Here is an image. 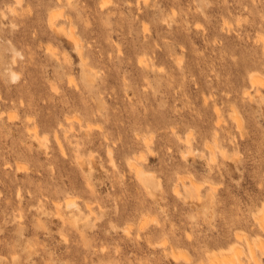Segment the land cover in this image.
Masks as SVG:
<instances>
[{
	"label": "rangeland",
	"instance_id": "rangeland-1",
	"mask_svg": "<svg viewBox=\"0 0 264 264\" xmlns=\"http://www.w3.org/2000/svg\"><path fill=\"white\" fill-rule=\"evenodd\" d=\"M144 1L0 0V264L248 261L236 236L264 243V0Z\"/></svg>",
	"mask_w": 264,
	"mask_h": 264
},
{
	"label": "bare ground",
	"instance_id": "bare-ground-1",
	"mask_svg": "<svg viewBox=\"0 0 264 264\" xmlns=\"http://www.w3.org/2000/svg\"><path fill=\"white\" fill-rule=\"evenodd\" d=\"M15 1V0H14ZM60 1H62V0H60ZM69 1V0H68ZM101 1V0H100ZM147 1V0H146ZM146 1H144V2H146ZM18 2V1H17ZM21 2V1H20ZM19 3V2H18ZM61 3V2H60ZM102 3H103V1H102ZM102 3H101V5H100V2H99V5L101 6V9H102ZM105 3V2H104ZM50 4V3H49ZM49 4H48V6H49ZM67 4V3H66ZM107 4V3H106ZM106 4H104V5H106ZM56 5V4H55ZM57 5H58V2H57ZM56 5V6H57ZM61 5H62V3H61ZM103 5V6H104ZM55 6V7H56ZM66 6V5H65ZM69 6V5H68ZM52 7V6H51ZM53 7H54V5H53ZM62 7V6H61ZM60 7V8H61ZM67 7V6H66ZM63 8V7H62ZM100 8V7H99ZM10 10L11 9H13V7L12 8H9ZM12 11V10H11ZM11 11H9V13L11 12ZM14 12H16V11H14ZM12 13V12H11ZM12 14H14V13H12ZM30 14V13H29ZM55 15H56V13L54 14V12H50L49 13V18H48V20H50L51 22H52V24L51 23H49V24H51V25H53V19H54V22H56L55 20H56V17L58 18V15L55 17ZM61 15V14H60ZM49 21V22H50ZM55 25H56V23H54ZM50 25V26H51ZM54 26V25H53ZM52 26V27H53ZM58 27H59V29H60V26L61 25H57ZM64 26V25H63ZM63 26H61V30L62 31H64L63 30ZM66 26V25H65ZM51 27V28H52ZM69 27H71L70 25H69ZM54 28H57L56 26H54ZM65 29V28H64ZM67 31V30H66ZM65 32V31H64ZM69 33H70V38H72L73 40H75V41H73V42H76L78 39H76V37H74V34H73V31L71 30V31H69ZM69 33H66L67 35L69 34ZM69 36V35H68ZM69 38V37H68ZM69 38V39H70ZM72 39H70V40H72ZM78 42H79V40H78ZM76 44V43H75ZM79 45H82V43L81 44H79ZM47 48V47H46ZM83 47H81V48H79V47H77V49L79 50V49H82ZM77 50V51H78ZM83 51V50H82ZM82 51H81V53H82ZM52 53H53V51H52ZM83 54V53H82ZM83 57H85V56H83ZM82 58V57H81ZM84 60H85V58H84ZM84 60H83V58H82V61L84 62ZM139 61H142V60H139ZM14 62V61H13ZM144 63V62H143ZM84 64V63H83ZM145 64V63H144ZM87 65V64H86ZM84 66V65H83ZM90 72V71H89ZM11 73V72H10ZM15 73V72H14ZM13 73V74H14ZM92 73V72H91ZM91 73H89L90 75H92ZM12 75V74H11ZM15 75H17V74H15ZM14 75V76H15ZM13 76V75H12ZM13 76V77H14ZM18 76V75H17ZM259 76V75H258ZM257 75H254V76H252L250 79H251V82H252V85L254 84V83H258V82H262V79L260 78V77H258ZM12 77V78H13ZM16 77V76H15ZM14 77V78H15ZM70 81V80H69ZM260 82V83H261ZM249 83H250V81H249ZM251 85V86H252ZM244 93L246 94V95H249V91L248 90H244ZM245 95V96H246ZM250 96V95H249ZM248 96V97H249ZM218 111V110H217ZM217 116V115H216ZM219 116V115H218ZM220 117V116H219ZM218 118V117H217ZM219 119V120H218ZM217 120L218 121H221L220 120V118H218ZM73 121V120H72ZM238 122V121H237ZM219 123V122H218ZM217 124V123H216ZM237 125H239V124H237ZM36 127V126H35ZM33 128H34V126H33ZM86 128H88V126L86 127ZM35 129V128H34ZM33 129V130H34ZM90 129V128H89ZM69 131H70V129H68ZM87 130V129H86ZM30 131H31V129H30ZM66 131V130H65ZM72 131V130H71ZM36 131H33V133L36 135V139L37 140H39L38 138H37V134L35 133ZM67 132V131H66ZM32 133V134H33ZM66 134V133H65ZM174 134H176V133H174ZM218 134V133H217ZM34 135V136H35ZM42 135V134H41ZM45 136V135H44ZM176 136L178 137V139L180 140V141H184V142H189V138H188V136H185V139H182V138H180L177 134H176ZM215 136V135H214ZM38 137H40L39 136V134H38ZM64 137V136H63ZM67 137V136H66ZM216 137V136H215ZM214 138V137H213ZM42 139H44V137H42ZM67 139V138H66ZM68 139H69V137H68ZM214 139H216V138H214ZM214 139H213V141H214ZM54 140H55V138H54ZM41 141V140H40ZM39 141V142H40ZM216 141V140H215ZM184 142H183V144H184ZM211 142V141H210ZM216 143V142H215ZM58 144H59V146H62V145H60V143L58 142ZM209 144H211V143H209ZM217 144V143H216ZM186 145H188V144H186ZM189 145H191L190 143H189ZM206 145V144H205ZM185 146V145H184ZM220 146V145H219ZM191 147V146H190ZM205 147V146H204ZM209 147V146H208ZM211 147V146H210ZM216 147V146H215ZM215 147H214V149H215ZM217 147H218V145H217ZM217 147H216V150H217ZM187 148H189V146L187 147ZM192 148V147H191ZM194 148V147H193ZM206 148V147H205ZM190 149V148H189ZM186 149V152H188V151H192V149ZM227 149V148H226ZM188 150V151H187ZM62 151V150H61ZM185 151V150H184ZM225 151V150H224ZM203 152V151H202ZM209 152H210V150H209ZM182 153H184V152H182ZM201 153V152H200ZM212 153V152H211ZM214 153V152H213ZM211 154L212 156L214 155V154ZM142 154V153H141ZM185 154V153H184ZM183 154V155H184ZM210 154V153H209ZM221 154V153H220ZM142 155H144V153L142 154ZM202 155V154H201ZM204 155V154H203ZM210 156V155H209ZM212 156H210V159H211V157ZM185 157V156H184ZM213 158V157H212ZM138 159H140L139 158V155H138V158L136 159L137 160V162H138V164H134L133 162H131L130 164H131V167L134 169L133 171L135 172V174H136V176L139 178V180H141V181H144V182H147L148 180H149V176L147 175V173L141 168V165H139V161H138ZM215 159V158H214ZM217 159V158H216ZM141 160H143V158L141 159ZM214 162V161H213ZM141 163V162H140ZM181 182L183 183V179L181 180ZM184 184V183H183ZM174 191H175V193H178V189L176 188V187H174ZM185 191H189V189L187 188V186H185ZM148 192V191H147ZM67 201H66V206L67 207H76V204H75V200H73V199H66ZM63 204H64V202H63ZM76 213H75V215L77 214V215H79V216H81L82 215V217L84 218V220H86V221H88V219H89V217H90V214H92V209H91V207H89V205L87 206L86 205V211L85 212H83L79 207H76ZM255 219L254 220H256V222L255 223H257L256 225H258V227H260L262 230L261 231H263L264 230V206L262 207V209H261V211H260V213L257 215V216H255L254 217ZM91 219V218H90ZM90 219H89V221H90ZM259 228V229H260ZM258 234H260V233H258ZM236 240H238V242H239V244H241L240 243V241L242 242V240H244V243H246L247 244V251H248V261L247 260H245V261H247V262H245L244 261V259H242L241 258V255L240 254H243V252L241 253V246H239L238 247V245L237 246H235V247H233V249L231 250V255L230 256H226L225 254H221V255H218V256H216V257H211V258H209V262H210V264H260V258L259 257H257V255L255 254V252H256V248L261 252V254L262 253H264V243H263V240L261 239V238H258L257 240H252L251 242L246 238V236H240V235H237L236 236ZM249 242H248V241ZM244 243H242V244H244ZM245 245V244H244ZM246 246V245H245ZM173 251V250H172ZM172 254H174V255H177L176 253H175V251L172 253ZM247 257V256H246ZM251 262V263H250Z\"/></svg>",
	"mask_w": 264,
	"mask_h": 264
}]
</instances>
